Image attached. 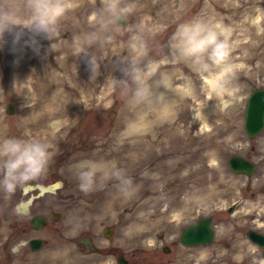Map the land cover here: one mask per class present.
<instances>
[{"label":"rangeland","instance_id":"rangeland-1","mask_svg":"<svg viewBox=\"0 0 264 264\" xmlns=\"http://www.w3.org/2000/svg\"><path fill=\"white\" fill-rule=\"evenodd\" d=\"M168 1L170 4L166 5V0H150L149 3L124 0L133 10L123 23L101 28L92 20V13L103 7L102 0H74L78 6L60 20L54 38L46 39L27 30L4 34L0 42V142L11 137L31 139L29 129H24L20 121L26 118L22 111L24 102L21 103L25 99L17 97L13 90L9 77L11 60L21 65L18 73L23 76L35 74L34 83L24 82L32 94L42 85L43 66L57 73L59 96L55 107L62 110L65 104L72 103L76 108L69 109L65 116L68 119L62 118L60 126L51 134L52 139L46 138L52 146V155L44 172L18 185L12 193L0 190V264H80L68 261L70 256L84 259L86 262L82 264H116L111 249L118 247V241L144 248L168 244L178 237L183 227L209 214L213 216L215 229L212 243L176 249L179 264H264V247L252 244L245 237L248 228L264 233V193L261 190L264 127L253 139L244 130L248 96L256 88H264V0ZM16 2L18 0H13ZM105 19H108L107 14ZM195 19L230 29L232 62L236 65L235 91L210 98L209 90L205 89L201 96L203 101L199 102L190 100L189 91L182 105L174 110L170 122L140 136L124 134L128 122L147 111L145 99L136 96L138 85L132 78L133 67L144 69L149 61H164L157 75L147 78L150 88L161 73L174 69L190 80L192 88L205 85L202 76L190 66L173 63L169 49L170 38L178 25ZM82 20L89 21V39L94 43L87 45L89 56L78 57L76 49L63 52L61 47L68 44L69 31L76 30ZM141 43L146 45V56L138 55ZM32 47L33 53H30ZM11 52L16 53L14 57L10 56ZM26 54L28 58L23 57ZM91 57L99 65L96 75L86 64ZM9 103L13 104V114H8ZM204 123L207 127H203ZM136 140L149 143L145 149L156 140L152 152L162 148V155L151 161L131 162L134 170L127 169V178L134 174L138 179L132 195L119 196L121 180L113 174L107 176L110 174L107 172L104 178L101 175L94 178L91 191L81 190L79 176L86 169H77V164L91 156L118 157L122 144L126 146ZM159 141L165 144L158 145ZM155 155L153 152L152 157ZM232 155L255 164L251 176L230 170L228 159ZM157 160L165 161L166 169L171 170H166L162 179L151 181L146 177L152 174ZM141 175L143 177L138 178ZM56 182L59 186L55 192H46L32 202L34 210L51 208L60 217L51 219V224L39 231L23 235L12 233V223L26 218L18 213V204L38 193L33 189L24 194V188ZM195 188L207 189L204 193L209 195L208 201L185 206L179 203ZM231 205L235 208L229 213L227 208ZM175 212H179V216H172ZM105 227L113 230L108 238L102 235ZM39 234L48 238V245L42 251H27L28 239ZM84 235L91 237L96 251L88 253L83 249L73 253L81 249L76 238ZM55 245L64 250L70 247V250L58 257L48 254V248Z\"/></svg>","mask_w":264,"mask_h":264},{"label":"clouds","instance_id":"clouds-1","mask_svg":"<svg viewBox=\"0 0 264 264\" xmlns=\"http://www.w3.org/2000/svg\"><path fill=\"white\" fill-rule=\"evenodd\" d=\"M103 7L92 13V20L106 28L117 20L125 19L133 6L124 0H102ZM78 5L74 0H0V42L4 34L27 30L46 39L57 33L60 20ZM107 14L108 19H105ZM136 48V45H133ZM173 63L190 66L202 76L210 96H224L234 92L236 65L232 62L233 46L230 29L221 24H210L200 19L178 25L169 41ZM139 56L147 55L146 45L140 44ZM164 61H149L144 69L133 67L132 78L138 85L136 96L150 95L147 78L156 76ZM88 70L98 74L99 65L94 57L86 61ZM51 145L35 139L5 138L0 142V190L12 193L17 186L44 172L51 160ZM97 169L89 167L80 173L82 191H91ZM127 192L130 180L114 173Z\"/></svg>","mask_w":264,"mask_h":264},{"label":"bare ground","instance_id":"bare-ground-1","mask_svg":"<svg viewBox=\"0 0 264 264\" xmlns=\"http://www.w3.org/2000/svg\"><path fill=\"white\" fill-rule=\"evenodd\" d=\"M140 3H149L150 0H137ZM170 4L168 0H166V5ZM179 4H181V1H179ZM81 20V19H80ZM83 21V22H82ZM77 23L76 30H70L69 36H68V44L62 45L61 49L63 52H69L72 51V49H76L75 55H85L89 56L91 54L90 49L87 47V45H90L94 42H90L92 38L89 39L91 31H89V21L82 20ZM209 22V21H208ZM207 22V23H208ZM210 24H213V22H209ZM53 38L55 35L52 36ZM51 37V38H52ZM100 38V35H99ZM89 39V40H88ZM74 44V46H72ZM85 46V51H84ZM34 47H32L30 53H33ZM93 52L97 53V50L94 49ZM28 53V52H25ZM16 53L11 52V57L15 56ZM9 56V57H10ZM10 57V58H11ZM24 58H28L29 54H26V56H23ZM168 59H171V57H168ZM45 65V64H44ZM21 65H17L13 60H11L9 64V70H10V79L13 83V90H15V94L17 97H21V100L24 102L23 105V113L26 114V118L20 119V121L23 124L24 129H29V132L31 134V139H42L46 143V138L52 139L51 134L56 130V127H59L62 121L68 119L67 116L69 113V109L76 108L75 105L72 103L65 104L64 108L62 110H59L55 107V99L58 98L59 94L56 91L57 85L59 84L58 76H55L57 73L54 74V72H51L47 67L43 66V71L45 73L42 75V85L40 87L39 91H36L35 94H32L31 91L25 87L24 82H33L34 83V75L32 74L30 76H23V74L18 73V70ZM23 68V67H22ZM196 72V71H195ZM40 76V75H39ZM179 80V81H178ZM178 83L176 84V82ZM24 83V84H23ZM106 83L108 84V81L106 80ZM176 84V85H175ZM190 80L186 78L185 76H181L179 71L174 70H166L165 72L161 73L159 78L155 80V82L151 83L150 88V95L145 98V101L147 103V111L145 113L141 112L139 113L135 118L130 120L127 124V128L124 132L126 135H134V136H140L145 133H150L157 128L162 123L170 122L171 118L174 115V110L176 108H179V106L182 105V102L184 98L186 97V94L190 91L191 101H198L201 99L203 101L202 92L204 90H209L205 85L203 87H196L193 86V88L190 86ZM105 95V93H103ZM216 98L215 95H212L210 98ZM204 101L207 104L206 98ZM45 102V103H44ZM199 102V101H198ZM30 103V104H29ZM189 105V104H188ZM63 118V120H62ZM70 119V118H69ZM62 120V121H61ZM203 127H207V124L204 123ZM144 139V138H143ZM156 140L152 141V145L150 148L145 149L149 143L147 142H140V141H134L129 143L128 145H123V149H118V157L112 155L109 157L108 155L103 156H91L89 158H84V160L76 165L77 169H87L89 167H95L97 169L95 177L97 175L104 176V174L114 175L116 169H120L123 167L121 171H118L121 175V177L125 178L126 180L131 181V185L127 186V192L123 191L122 189L125 187L122 183L118 186V195L119 196H126V195H132L133 192L136 189V183L138 181L137 176L134 177V174L132 177L127 178V169L134 170V167H132L131 162H135L138 160H141V162H146L147 160H153V158H156L157 156L160 157L162 155V148L154 149L153 152L156 153L155 156L152 157L153 152L152 149L155 146ZM160 142V144H159ZM158 145H164V141H159ZM146 143V144H145ZM181 144V141H179V145ZM157 145V146H158ZM166 146V145H165ZM145 150V152L143 151ZM191 151L193 152V149L191 148ZM127 152V153H126ZM148 154L146 157L143 156V154ZM191 157V154H190ZM189 158V156L186 157V159ZM118 159V160H116ZM155 169L153 168L152 174L147 176L146 178L150 179L151 181L162 179L164 174H166V167H168V164H166L163 160H157ZM135 165V164H133ZM126 168V169H125ZM171 170V169H169ZM168 172V171H167ZM115 176V175H114ZM143 177V175L138 176V178ZM59 186V183H55L53 185L49 186H42L39 185L38 188L43 193L46 190L54 191ZM30 187H26V190H28ZM207 190V189H206ZM206 190L203 189H193L192 191H189L186 195L184 200H179V203L182 202L184 206L189 203H197V202H205L208 201L209 195L207 193H204ZM204 193V194H203ZM184 201V202H183ZM183 205H181L183 207ZM23 207L26 206V204L22 205ZM179 212L173 213L172 216L177 217L179 216ZM52 263V262H51Z\"/></svg>","mask_w":264,"mask_h":264},{"label":"flooded vegetation","instance_id":"flooded-vegetation-1","mask_svg":"<svg viewBox=\"0 0 264 264\" xmlns=\"http://www.w3.org/2000/svg\"><path fill=\"white\" fill-rule=\"evenodd\" d=\"M38 185L39 184L27 185L26 187H30L29 191L33 189L38 190L39 189ZM47 192H55V190L47 191ZM24 194H26L25 191H24ZM40 197L41 195H38L37 193L36 195H30L29 197L24 198L22 201H20V203L17 206V211L21 215H24V217H26L27 219L23 218L17 221L16 223H12L11 225L12 233H18L19 235H23L27 233L28 231H32V232L39 231L43 229L44 227L48 226L49 224H51L52 222L51 219L57 220L60 217V214L56 211L53 212L51 208H49V211H44V210H39V209L34 210L32 201L33 199H39ZM23 204H26V206L23 207L22 206ZM42 217L44 218L45 225L40 229L35 228V225H38L40 223L38 222L34 224L32 223V220L35 218L39 220ZM110 230L112 234L113 230L112 229ZM118 231H120V229H118ZM102 235L104 236V230L102 231ZM180 235H181V232L179 233L178 237L175 240H173L171 243L152 246V248H149V247L144 248V246L130 247L129 244L120 243L118 241V247H114L111 250L114 252L113 257L115 261L118 260V264H179L181 260L176 257L179 254V252L176 251V249L180 250L181 247H187L186 244L181 242ZM41 236L42 234H39V235H33V237L29 238L28 241L26 242V250L29 252H32L29 246V241L32 238H40L42 239L43 245H48L47 243L48 238H44ZM80 237H89L91 239L89 235L78 236L75 241L81 247V249H79L78 251H73V253L74 252L79 253L81 250L86 249V246L83 243H78V238ZM95 247L96 246H94L93 244L92 246L93 250L91 251L87 249L86 250L88 253L94 252L96 251ZM48 250H50L48 254L58 257L60 255H65L67 252H69L70 247L64 250L60 248L58 245H55V246H50ZM171 253H173V257L169 258ZM67 260L76 261V263H80V264L86 262L84 259H79L76 256H70Z\"/></svg>","mask_w":264,"mask_h":264},{"label":"water","instance_id":"water-1","mask_svg":"<svg viewBox=\"0 0 264 264\" xmlns=\"http://www.w3.org/2000/svg\"><path fill=\"white\" fill-rule=\"evenodd\" d=\"M124 19L117 20L116 23L121 25ZM8 114H13V104L8 105ZM264 126V89H255L249 96L246 106V113L244 118V128L250 138H254ZM228 164L230 169L236 173H245L251 175L255 169V165L252 161L247 160L241 156L233 155L229 158ZM264 192V186L262 187ZM228 211H232V207L228 208ZM35 220V221H34ZM33 219L35 224L39 220ZM42 222V221H39ZM110 230L107 229L104 235L109 236ZM246 236L253 242L258 243L260 246H264V234L255 232L251 229L246 231ZM213 237L212 217H203L195 221L194 223L186 226L182 232L180 240L187 245L198 243H209ZM83 240L80 238L79 241ZM35 244L38 241H33ZM85 245L91 249V244L87 238L84 240Z\"/></svg>","mask_w":264,"mask_h":264}]
</instances>
